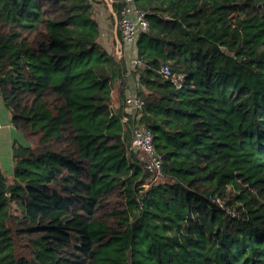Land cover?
<instances>
[{
  "label": "trees",
  "instance_id": "1",
  "mask_svg": "<svg viewBox=\"0 0 264 264\" xmlns=\"http://www.w3.org/2000/svg\"><path fill=\"white\" fill-rule=\"evenodd\" d=\"M133 3L148 28L133 45L117 29L119 62L95 0H0L18 136L0 168V264H264V0ZM129 85L162 157L149 189L120 123Z\"/></svg>",
  "mask_w": 264,
  "mask_h": 264
},
{
  "label": "built area",
  "instance_id": "2",
  "mask_svg": "<svg viewBox=\"0 0 264 264\" xmlns=\"http://www.w3.org/2000/svg\"><path fill=\"white\" fill-rule=\"evenodd\" d=\"M120 1L123 3L120 11V19L117 22L120 39L125 44L133 45L138 32L148 28L146 14L134 6L133 0ZM114 53L119 62L125 60V55L118 45ZM141 65L142 63L132 54L126 57L127 74L129 76L134 69ZM159 73L164 79L171 80L177 89L182 87L184 78L182 76L172 75L168 66L161 67ZM129 86L131 92L125 99V110L120 123L123 130L129 133L131 137L128 150L139 154L145 171L150 173V179L143 185L144 189H148L163 178L161 171L162 157L155 149L153 134L140 123L143 102L134 94V88L131 85ZM232 217H234L233 214Z\"/></svg>",
  "mask_w": 264,
  "mask_h": 264
},
{
  "label": "crops",
  "instance_id": "3",
  "mask_svg": "<svg viewBox=\"0 0 264 264\" xmlns=\"http://www.w3.org/2000/svg\"><path fill=\"white\" fill-rule=\"evenodd\" d=\"M94 14L100 23L102 33L100 40L107 44L108 39L114 41V49L119 46L123 49L124 45L120 43L117 36V17L113 10V5L119 0H95ZM111 15L114 24H110L108 16ZM112 36V38H109ZM127 46V45H125ZM129 57V56H126ZM115 105V103H114ZM17 134L11 123V116L4 107L0 99V168L7 174L11 173L13 150L16 145Z\"/></svg>",
  "mask_w": 264,
  "mask_h": 264
},
{
  "label": "rangeland",
  "instance_id": "4",
  "mask_svg": "<svg viewBox=\"0 0 264 264\" xmlns=\"http://www.w3.org/2000/svg\"><path fill=\"white\" fill-rule=\"evenodd\" d=\"M133 153V152H132ZM138 156H139V154L138 153H136ZM151 187V186H150ZM149 189V188H148Z\"/></svg>",
  "mask_w": 264,
  "mask_h": 264
}]
</instances>
